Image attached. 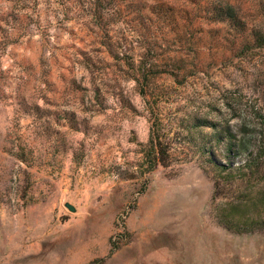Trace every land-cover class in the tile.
Listing matches in <instances>:
<instances>
[{"label":"rangeland","instance_id":"rangeland-1","mask_svg":"<svg viewBox=\"0 0 264 264\" xmlns=\"http://www.w3.org/2000/svg\"><path fill=\"white\" fill-rule=\"evenodd\" d=\"M167 1L101 0L92 19L76 0H0V264H264V48L207 0H176L180 23ZM260 1L243 12L264 31ZM151 107L173 153L152 172ZM200 120L218 161L255 166L201 165L212 128L180 141Z\"/></svg>","mask_w":264,"mask_h":264},{"label":"trees","instance_id":"trees-1","mask_svg":"<svg viewBox=\"0 0 264 264\" xmlns=\"http://www.w3.org/2000/svg\"><path fill=\"white\" fill-rule=\"evenodd\" d=\"M104 2V0H102ZM116 2V5L120 6L121 3L125 2L126 0H114ZM191 1V0H189ZM188 1V2H189ZM256 0H249V4L252 2L254 3ZM76 2L79 5H85L87 8H90L91 11L89 14H91L92 19L94 17L96 18H102L101 16H98V9L97 5L101 2V0H94V2L90 3H83L82 0H76ZM208 4L216 5L214 8L216 14H217V21L224 26L230 27L231 30H233L235 39L244 44V46L249 45H256L260 48H264V31H258L256 27H253L252 25H248L250 21H248L247 15H245V12H243L244 7V0H226L225 3L222 0H207ZM218 2V3H216ZM190 3H194L192 0ZM260 4L264 5V0H261L259 2ZM258 3V4H259ZM164 4V3H163ZM248 4V5H249ZM170 6V7H176L179 11H181V14H178L179 21L177 22L175 16H173V22L174 23H180V20L184 13H186L188 7L184 4L179 5L176 0L170 2L167 1L164 6ZM151 9V8H150ZM84 10V9H83ZM183 14V15H182ZM94 16V17H93ZM98 16V17H97ZM215 16V13H214ZM168 14L166 12L165 15H162L160 19H162L163 22L170 21L172 19L168 18ZM251 23V22H250ZM252 26V27H250ZM102 29V28H101ZM106 34H109L107 29L105 30ZM113 55V53H112ZM141 66V65H140ZM137 76L142 77L143 80H146L147 73H144L141 71H137ZM142 80V81H143ZM137 83L141 87L140 93L142 96L146 97L148 95L149 89H147V83L144 85L141 81V79H136ZM152 117H154V122L150 128V135H149V141L148 144L145 146V160L149 166L150 172H152L158 165H162L164 167H167V163L171 160L173 157L172 149L169 147L171 145L172 139L170 137V131L164 128L163 122L157 114L153 107H151ZM208 123V124H207ZM210 127L213 131L209 132L206 130V136L201 141V147H200V153L198 154V158L200 160L201 165H211L217 173L220 175L224 173H230L234 171H249L255 166V160L254 159H246L242 166L233 165L230 161H226L223 163V161H218L216 156V150L214 145L212 143H215L217 147L221 145L223 140L221 137H219V131L220 129L218 126L214 123H210L204 120H200L196 124L189 125V127H182V130H185L186 137H181L180 141L183 142L181 146H185V142H187V145H190V143L193 140L194 130L196 131L197 128L201 127ZM182 133L175 132L174 135H181ZM219 152V151H217ZM231 155H239V153H234L231 151V147L226 148V150L223 153L224 158H229ZM179 156L186 157L187 155L184 153H179ZM238 167V169H236ZM223 176V175H222ZM249 177V175H248ZM219 185V183H218Z\"/></svg>","mask_w":264,"mask_h":264},{"label":"water","instance_id":"water-1","mask_svg":"<svg viewBox=\"0 0 264 264\" xmlns=\"http://www.w3.org/2000/svg\"><path fill=\"white\" fill-rule=\"evenodd\" d=\"M67 207H68V209L70 210V211H75V208L73 207V206H71V205H67Z\"/></svg>","mask_w":264,"mask_h":264}]
</instances>
